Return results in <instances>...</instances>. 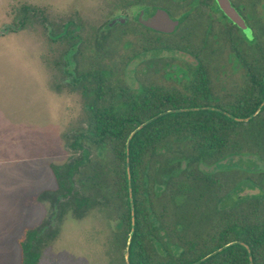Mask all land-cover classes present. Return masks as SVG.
Returning <instances> with one entry per match:
<instances>
[{
	"label": "trees",
	"instance_id": "16d2710c",
	"mask_svg": "<svg viewBox=\"0 0 264 264\" xmlns=\"http://www.w3.org/2000/svg\"><path fill=\"white\" fill-rule=\"evenodd\" d=\"M157 1L134 2L147 3L151 12ZM38 12L22 7L20 26ZM72 24L51 34L52 40L67 38ZM107 39L102 34L97 44ZM147 40L122 72L116 63L98 64L74 78L84 99L85 122L70 144L79 153L51 167L67 207L77 220L96 212L115 221L110 248L120 254V264H126L130 235L129 264H194L234 242L250 253L234 245L201 264H250L249 256L253 264H264V170L222 165L242 156L264 163V47L242 54L236 48L242 80L230 88L217 76V50L201 47L203 57L172 78L173 58L160 57L172 47ZM134 61L144 65L129 79L126 68ZM150 72L158 78L146 79ZM254 189L259 193L240 196ZM232 194L239 204L227 209L223 203ZM55 236L28 230L19 243L20 263L39 264L42 248Z\"/></svg>",
	"mask_w": 264,
	"mask_h": 264
},
{
	"label": "rangeland",
	"instance_id": "374dc122",
	"mask_svg": "<svg viewBox=\"0 0 264 264\" xmlns=\"http://www.w3.org/2000/svg\"><path fill=\"white\" fill-rule=\"evenodd\" d=\"M134 1L0 0V264H21L19 243L32 229L56 234L42 248L39 264H120V254L110 248L115 221L96 212L75 219L52 173V165L70 163L79 153L70 146L85 122L84 99L74 85L76 74L112 63H116L117 72L121 71L146 38L154 46L172 47L173 52L165 51L160 57L173 58L172 78L182 77L187 64L194 65L203 57L204 38L217 35L225 47L218 48L215 43L208 46L218 49L212 59L222 68L217 76L226 78L230 88L241 82L240 64L228 56L234 51L235 39L223 37L222 30L228 27L220 22L215 6L206 8L199 3L203 0H158L157 8L175 19L185 18L174 33L156 35L144 31L136 21L148 4ZM258 1L261 9L257 14L248 13L260 26L259 18L264 24V0ZM25 6L39 12L20 26L21 8ZM120 15L128 16V22L106 30L105 26ZM68 21L73 24L67 38L52 40L51 34L61 32ZM209 21L211 31L204 36ZM243 33L250 41L251 33ZM102 34L108 39L100 47L97 40ZM70 42L75 45L69 47ZM247 45L255 47L246 41L237 47L245 49ZM176 47L187 51H176ZM143 65L130 63L126 76L130 79ZM147 78L155 80L158 76L150 72ZM222 165L250 172L264 170L262 161L249 156L234 157ZM218 168L205 170L216 172ZM258 193V189L246 190L240 196ZM237 204L232 194L223 206L228 209Z\"/></svg>",
	"mask_w": 264,
	"mask_h": 264
},
{
	"label": "flooded vegetation",
	"instance_id": "af4514ba",
	"mask_svg": "<svg viewBox=\"0 0 264 264\" xmlns=\"http://www.w3.org/2000/svg\"><path fill=\"white\" fill-rule=\"evenodd\" d=\"M229 2L231 4V6L236 10V12L238 13V15L242 18V20L244 21V24L246 25V27L249 29V31L251 33L252 40L248 41V39L246 38L245 34L243 33V30H241L239 27H237L235 24H233L227 17H225V15L223 14V12L218 8V5L216 3V0H203V1H200L199 2V3H201L202 5H204L208 9H210L212 6L213 7L214 6L216 7L219 15L221 16L220 17L221 18L220 19V22L223 23V24L224 23L226 24V25H224V27H228V28H224L222 30L223 31V33H222L223 37L224 38H227L228 40H231V38H233V40L235 39L234 40L235 43L233 44L234 51L232 53H230L228 56L229 57H232V56L235 57L234 54H235L236 48L238 49V51L241 54L244 53V52H246V51H248V49H252L249 45H247V48H245V49H239V47H237V45H239V44L240 45L241 44H245V41L248 42V44H251V45L254 44V46H255L254 47V50L256 48L259 50V47L263 49V47H264V24H261V20L259 18L260 26H258V24H256L255 21H253V18L249 16V13L250 12L255 15L256 11L258 12V10L261 9L260 4H259V1L258 0H229ZM192 3H194V1H192ZM129 8H131V7L129 6ZM149 9L150 8H147L145 10H142L145 13V16H144L145 19H148L149 17H151L155 13V11L157 9H161V8H156V9H154L151 12H150ZM142 11H140L138 13L137 17H136L137 23H138L139 14ZM217 11H215V12H217ZM120 16H126V15H120ZM120 16H116V17H120ZM126 17L128 18V16H126ZM171 18L174 19V20H178L179 21V26H181L180 25L181 24V20L180 19H175L172 16H171ZM128 20H129V18H128ZM221 20H223V21H221ZM224 20H227L228 23L226 21H224ZM198 21H201V20H198ZM210 23H211V21L208 22V25H207L208 28H207L204 36L207 35V32H210L211 31V25H210ZM116 25H120V24H116ZM138 25H140V24L138 23ZM108 26H109V23H108ZM140 26H142V25H140ZM112 27H114V26H112ZM109 28H111V27H109ZM148 30H150V29H148ZM176 30H177V28H176ZM258 31L261 32V33L259 34ZM152 32H155V31H152ZM210 38H211V36L210 37L207 36L206 38H204L203 43H202V47L203 46H207V47L209 46L210 47V46H212V43H215L218 46V48H220V45L221 46H224L223 43H220V41L217 40V38L219 39V37H217V35L216 36L213 35V39L211 38V40H210ZM231 42L233 43V41H231ZM235 44H236V46H235ZM216 50L218 52V49H216Z\"/></svg>",
	"mask_w": 264,
	"mask_h": 264
},
{
	"label": "water",
	"instance_id": "95a60500",
	"mask_svg": "<svg viewBox=\"0 0 264 264\" xmlns=\"http://www.w3.org/2000/svg\"><path fill=\"white\" fill-rule=\"evenodd\" d=\"M216 3L218 5V8L225 15V17H227L233 24H235L237 27H239L241 30H243V32H245L246 34L250 33L249 29L244 24V21L242 20V18L238 15L236 10L231 6L229 0H216ZM144 16H145V13H144V11H142L138 17V23L140 25H142L143 27L150 29L152 31H155L157 33L171 34L179 26V21L172 19L171 16L163 9H157L155 11V13L151 17H149L148 19H145ZM127 22H128V18L126 16L116 17V18L111 20V22L109 23V27L115 26L116 24H126ZM250 39L252 40V37H250ZM190 110L194 111L197 109H190ZM186 111H189V110H186ZM235 120L242 122V121H248L249 119H245V120L244 119L243 120L242 119H235ZM145 125L140 126L138 128V130L142 129ZM131 202H132V199H131ZM134 222H135L134 221V208L132 206V232H131L132 234L135 230V223ZM131 238H132V235H130V238L128 240L127 249L125 252L126 264H129V247L131 244ZM234 245H242L250 253L248 246H246L245 244L239 243V242H234V243H230V244L226 245L225 247L213 252L212 254L208 255L204 259H202V260H200L194 264H201L202 262H205L209 258L215 256L216 254H218V253L222 252L223 250H225L231 246H234ZM249 260H250V264H253L251 256H249Z\"/></svg>",
	"mask_w": 264,
	"mask_h": 264
}]
</instances>
